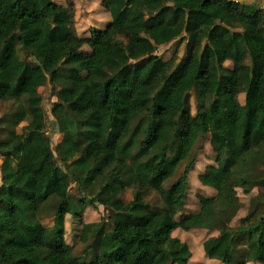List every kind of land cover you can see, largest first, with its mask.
<instances>
[{
  "label": "trees",
  "instance_id": "1",
  "mask_svg": "<svg viewBox=\"0 0 264 264\" xmlns=\"http://www.w3.org/2000/svg\"><path fill=\"white\" fill-rule=\"evenodd\" d=\"M113 2L101 5L109 10ZM255 5L248 12L241 0H133L122 17L81 36L70 5L0 0V106L7 107L0 155L10 164L0 183L7 206L0 204L13 208L23 200L24 223L38 226L23 241L13 216L0 214V264H127L133 254L141 259L145 245L147 264H189L190 242L173 232L198 228L204 217L229 235L219 264H264V6ZM179 38L178 61L155 53ZM210 41L231 65L218 64L216 79ZM190 73L192 88L184 92ZM47 83L61 136L54 147L39 91ZM216 94L225 98L234 133L217 114ZM206 135L215 163L197 177L214 193L198 195L199 208L184 214L195 168L191 151ZM15 137L19 146L10 144ZM145 173L153 184L140 181ZM71 183L84 196L73 198ZM237 186L258 192L243 211L244 223L232 226L244 207L230 192ZM147 189L160 205L145 199ZM97 205L106 210L109 229L101 221L82 223L85 209ZM50 213L52 224L45 226L41 218ZM68 215L81 222L80 238L92 234L96 255L89 262L64 241Z\"/></svg>",
  "mask_w": 264,
  "mask_h": 264
},
{
  "label": "rangeland",
  "instance_id": "2",
  "mask_svg": "<svg viewBox=\"0 0 264 264\" xmlns=\"http://www.w3.org/2000/svg\"><path fill=\"white\" fill-rule=\"evenodd\" d=\"M62 5H70V9L73 11L74 16V28L78 35L85 36L88 35L90 28H104L106 23L113 18L122 17L126 11L128 6L133 2V0H114L111 9L106 10L102 5V0H53ZM246 2L252 0H245ZM260 6H264V0H254ZM254 4L246 3L245 9L248 12H252L254 9ZM181 38L176 39L168 44L161 45L157 48L155 53L161 57L162 59H167L172 55H175L176 61L182 56L183 53V42L179 41ZM209 44L212 47L210 65L212 69V78L216 79L217 75V67L218 64H222L223 66H227L226 61L222 60L221 48L220 45L216 42L210 41ZM262 45L264 46V39L262 40ZM29 60H31L29 58ZM230 65V64H228ZM228 67V66H227ZM194 73H190L187 76L186 83L184 85L183 91H190L192 88ZM52 84L47 83L43 87H40V93L42 95V107L45 112V120H46V133L49 134L52 140V147L58 142L61 138L60 134L56 132V126L54 124L55 118L51 114V104L56 100V98L52 95ZM239 100H243V95H239ZM194 100H190L193 102ZM216 105L218 107L217 114L222 115L223 121L222 124L224 127H229L234 133V125L229 123L227 117L229 116L230 109L225 101V98L220 96L219 94L215 95ZM12 109V108H11ZM7 112V107L3 104L0 106V116L2 113ZM26 122H21L19 126H17V131L20 132V127L24 125ZM10 144L12 146H19L21 144V139L19 137H15ZM191 153L195 157L194 171L191 172V182H189V191L188 198L185 205L184 214L191 213L199 208V202L197 199L198 195L203 196H211L213 195V190L209 189L208 186L201 185L198 180V172L204 171L205 167L208 164L215 163V152L212 150L211 145L209 143V136H204L203 139L196 142L194 148ZM8 160L4 159L0 155V183L1 176L3 171H6L9 167ZM183 165L178 169V173H181L183 170ZM139 179L144 184H153V179L149 173H145L139 176ZM71 196L76 198L78 196H84L85 193H81L77 186L74 183H71L70 190ZM231 193H236V195L242 200V205L244 207L240 211L239 216H235L231 221L230 225L236 226L243 222V211L245 208H248V201L252 195H257V189L254 188L250 191V194H245L242 192L241 187L237 186L234 189L230 190ZM132 190H127L124 193V199L126 201L132 198ZM152 205H160L161 201L156 194V192L152 189H147V196L145 198ZM73 200V199H72ZM74 199L72 201L73 208L75 210H81V206ZM1 202V201H0ZM3 203V202H1ZM13 208H5L3 205L7 206L6 203L3 205L0 204V214L2 215L4 211H7L10 216H13L15 223V235L18 239L23 241L29 240L30 237H33L36 234L38 226L36 224L26 225L22 219V211L26 206V203L23 200H17ZM245 212V211H244ZM53 221L52 214H45L41 218V223L45 226H51ZM82 223H93V222H103L105 224L106 229L111 227L110 221L107 219L106 210L102 206H96L85 209L82 219ZM81 222L79 223L77 218H74L73 215H68L66 217V225L64 232V241L66 244L72 245V253L76 256H80V261L89 262L91 261L95 255L96 251L91 246L92 234H88L86 239L80 238L81 235ZM174 236L180 237L182 240L190 242V251H191V261L189 264H219L218 255L223 254L224 247L229 242V235L220 233L218 230L217 224H212L207 218H199V227L190 229L187 231H183L182 229H176L173 232ZM89 245V246H88ZM88 246V248H87ZM144 254L141 259L138 261L136 258V254H133V260H128L127 264H147L149 262L151 252L150 247L145 245ZM134 248V245H124L121 248L116 249V255H118L122 250ZM213 257V258H212ZM138 261V262H137ZM236 264V263H231Z\"/></svg>",
  "mask_w": 264,
  "mask_h": 264
},
{
  "label": "crops",
  "instance_id": "3",
  "mask_svg": "<svg viewBox=\"0 0 264 264\" xmlns=\"http://www.w3.org/2000/svg\"><path fill=\"white\" fill-rule=\"evenodd\" d=\"M241 1H244L245 3H252V4H254L255 2H254V0H252V1H249V2H246L245 0H241ZM226 63H227V66L230 68L231 67V65H228L229 63H228V61H226ZM226 66V67H227Z\"/></svg>",
  "mask_w": 264,
  "mask_h": 264
}]
</instances>
